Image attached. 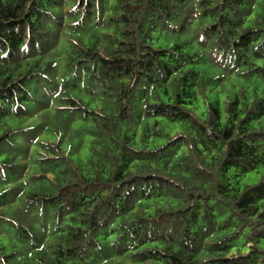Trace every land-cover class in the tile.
I'll return each instance as SVG.
<instances>
[{
	"label": "trees",
	"instance_id": "16d2710c",
	"mask_svg": "<svg viewBox=\"0 0 264 264\" xmlns=\"http://www.w3.org/2000/svg\"><path fill=\"white\" fill-rule=\"evenodd\" d=\"M263 120L264 0H0V264H264Z\"/></svg>",
	"mask_w": 264,
	"mask_h": 264
},
{
	"label": "rangeland",
	"instance_id": "374dc122",
	"mask_svg": "<svg viewBox=\"0 0 264 264\" xmlns=\"http://www.w3.org/2000/svg\"><path fill=\"white\" fill-rule=\"evenodd\" d=\"M227 91L223 93V96L226 97ZM197 113L200 116L204 115L205 111V105L203 102H198L196 104ZM264 121V120H263ZM256 126L259 125L258 122L255 123ZM264 172V165L260 166L255 171H252L250 173H247L243 176H239L238 178L234 179L233 181L237 186H239L240 189H243L247 185H254L260 181L261 175Z\"/></svg>",
	"mask_w": 264,
	"mask_h": 264
}]
</instances>
